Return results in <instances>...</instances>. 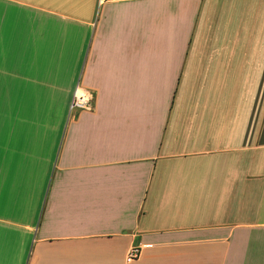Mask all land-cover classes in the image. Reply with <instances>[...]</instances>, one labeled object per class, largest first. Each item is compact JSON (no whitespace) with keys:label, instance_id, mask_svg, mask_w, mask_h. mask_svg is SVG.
<instances>
[{"label":"crops","instance_id":"obj_1","mask_svg":"<svg viewBox=\"0 0 264 264\" xmlns=\"http://www.w3.org/2000/svg\"><path fill=\"white\" fill-rule=\"evenodd\" d=\"M0 264H264V0H0Z\"/></svg>","mask_w":264,"mask_h":264},{"label":"built area","instance_id":"obj_2","mask_svg":"<svg viewBox=\"0 0 264 264\" xmlns=\"http://www.w3.org/2000/svg\"><path fill=\"white\" fill-rule=\"evenodd\" d=\"M93 108V94L88 89L78 84L72 95L71 102L69 104V115L72 116L83 110H91ZM141 254V248L134 246L127 254V261L132 262L139 258Z\"/></svg>","mask_w":264,"mask_h":264}]
</instances>
